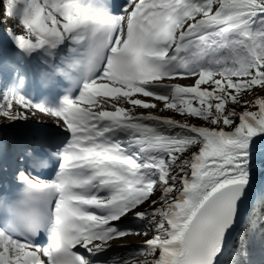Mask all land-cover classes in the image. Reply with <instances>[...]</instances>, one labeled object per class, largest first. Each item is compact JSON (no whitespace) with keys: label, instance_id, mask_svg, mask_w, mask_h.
Listing matches in <instances>:
<instances>
[{"label":"snow or ice","instance_id":"snow-or-ice-1","mask_svg":"<svg viewBox=\"0 0 264 264\" xmlns=\"http://www.w3.org/2000/svg\"><path fill=\"white\" fill-rule=\"evenodd\" d=\"M17 4L7 0L5 12ZM16 29L6 32L18 51L2 53L14 77L51 82L62 71L55 50L73 34L86 41L73 61L85 80L60 108L23 95L0 105V150L36 169L60 159L52 179L17 167L18 202L0 184V220L16 215L33 235L50 234L41 248L0 231V264H91L76 245L98 252L131 235L144 241L139 255L100 264H254L257 239L264 255V0H126L115 15L81 0H31ZM176 77L192 83H164ZM33 108L70 133L61 149L13 127ZM129 215L146 230L109 226Z\"/></svg>","mask_w":264,"mask_h":264},{"label":"bare ground","instance_id":"bare-ground-1","mask_svg":"<svg viewBox=\"0 0 264 264\" xmlns=\"http://www.w3.org/2000/svg\"><path fill=\"white\" fill-rule=\"evenodd\" d=\"M4 10V9H3ZM0 29H3L4 30V33H5V37L8 38L6 39L5 42H1L0 41V64H4V61L2 59V53L5 49H11V50H14V51H17V49H15V45L13 44L12 40H11V36H10V33L9 32H6V29H14V30H17L19 31L18 29H16L15 25H14V21H13V14L12 12L11 13H6L5 10L4 12L2 10H0ZM170 83V82H169ZM192 83V80L191 79H187L183 82H181V85L182 86H186L188 84ZM168 84V83H166ZM153 92L156 93V94H160V95H167L169 94L170 92V89L167 88V87H163V86H157V85H153ZM135 98H141V99H145L147 101H150V102H153V103H158L157 101H155L154 98L152 97H143L142 95L140 94H136L134 95ZM127 106H131L130 104H125ZM132 107V106H131ZM136 109L138 110H141L142 112L143 111H147L141 107H137ZM31 115H30V120H35L33 119L31 116L33 117H38L39 120H35L37 123H42V115L38 112H35V111H31ZM58 132V131H57ZM117 134V133H116ZM61 136H63V133H60L57 135L56 138H61ZM51 136H48V135H45V134H42L40 132H37L34 136V141L35 142H42V141H45V142H49L51 141L52 137L49 138ZM14 156L17 157V153L14 152ZM1 161V159H0ZM7 165H9L12 170H13V174L15 175L16 173V169L17 167H24V169L26 168L25 166L21 165V166H17L16 163L14 162H7ZM143 210V209H142ZM128 219H122L121 220V228H124V229H130L131 231L133 232H136L135 230L137 229H141L140 232H143L144 230H146L147 228V221L144 220V222H142V220H136V221H127ZM134 239H130L129 242L132 243V245L129 246V248H127L126 250H121V249H117V250H111V249H106L107 252L109 253V257H107L108 259H115V258H120V260H127L129 258H132L134 256H137L140 254V252L145 248V245L143 244L144 241H142L140 238L141 237H138L136 235H134ZM121 242V241H119ZM112 251V252H111ZM106 252V253H107ZM91 261L93 262H102L104 261L103 257L101 255H97L93 258H91Z\"/></svg>","mask_w":264,"mask_h":264},{"label":"rangeland","instance_id":"rangeland-1","mask_svg":"<svg viewBox=\"0 0 264 264\" xmlns=\"http://www.w3.org/2000/svg\"><path fill=\"white\" fill-rule=\"evenodd\" d=\"M5 10V9H4ZM4 10L2 9V11L4 12ZM13 21H14V25H15V27H16V25H17V18H13ZM19 30V29H18ZM3 38V35H0V41H1V39ZM3 94H4V92H3ZM7 97L6 96H2L1 94H0V103L1 104H3V102L1 101V99H6ZM120 106H123V107H125V104H123V105H120ZM32 110H34V111H37V112H39L41 115H42V119H40V120H42V125L43 126H48V128H56L57 130L58 129H60V127L56 124V120H55V118L54 117H52L51 115H49V114H47V113H41L39 110H37V109H32ZM31 110V111H32ZM137 113H139V112H142L141 110H137L136 111ZM169 115H171V113H169ZM33 119H35V120H39L38 119V117H33V116H31ZM176 118H181V117H179V116H177ZM35 120H20V121H16V122H14L13 123V127L18 131V132H20V129H21V127H22V125L24 124V125H26L27 123H30V122H36ZM193 122H196V120H195V118H194V120H193ZM141 211H142V209H141ZM132 219L133 218H135V217H131ZM135 220H141V219H138V218H135ZM142 222H144V220H142ZM141 231V229H139L138 230V232H140ZM142 241H143V239L142 238H140ZM146 247V246H145ZM253 260V262H254V264H255V261H254V259H252Z\"/></svg>","mask_w":264,"mask_h":264}]
</instances>
